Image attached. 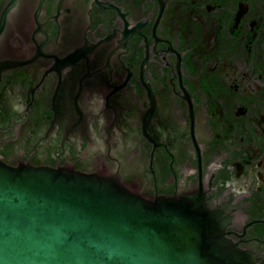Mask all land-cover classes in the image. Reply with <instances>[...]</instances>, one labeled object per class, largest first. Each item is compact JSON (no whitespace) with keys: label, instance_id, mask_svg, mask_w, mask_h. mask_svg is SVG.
<instances>
[{"label":"flooded vegetation","instance_id":"af4514ba","mask_svg":"<svg viewBox=\"0 0 264 264\" xmlns=\"http://www.w3.org/2000/svg\"><path fill=\"white\" fill-rule=\"evenodd\" d=\"M0 159L199 190L264 264V0H0Z\"/></svg>","mask_w":264,"mask_h":264},{"label":"water","instance_id":"95a60500","mask_svg":"<svg viewBox=\"0 0 264 264\" xmlns=\"http://www.w3.org/2000/svg\"><path fill=\"white\" fill-rule=\"evenodd\" d=\"M187 190L147 198L112 173L0 159V264H258Z\"/></svg>","mask_w":264,"mask_h":264}]
</instances>
